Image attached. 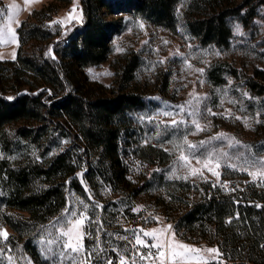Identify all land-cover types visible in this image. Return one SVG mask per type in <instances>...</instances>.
I'll list each match as a JSON object with an SVG mask.
<instances>
[{
    "label": "trees",
    "instance_id": "1",
    "mask_svg": "<svg viewBox=\"0 0 264 264\" xmlns=\"http://www.w3.org/2000/svg\"><path fill=\"white\" fill-rule=\"evenodd\" d=\"M180 1L81 0L83 22L63 33L51 21L58 5L72 0H52L21 24L16 59L0 61V219L13 232L6 246L14 252L22 249L38 260L36 242L74 196L82 208L88 206L86 234H103L121 229V220L140 219L130 200L131 157L158 168L171 160L163 149L141 146L147 133L140 113L154 102L134 86L142 58L126 56L104 94L89 89L86 70L108 60L119 26L115 16L131 15L174 33ZM207 2V14L193 13L186 22L202 47H227L232 21L247 28L264 8V0H244L233 8ZM206 77L214 86H229L249 107L264 108V70L247 76L229 62L216 61ZM167 82L164 77L158 97L165 96ZM253 146L257 153L264 138ZM222 184L203 185L196 201L184 203L174 218L168 216V221L177 219L173 231L187 243L216 246L218 264H264V181L242 177ZM111 195L121 198L104 199ZM168 197L177 199L174 192ZM88 245L86 240L89 252ZM90 264L106 263L98 257Z\"/></svg>",
    "mask_w": 264,
    "mask_h": 264
},
{
    "label": "rangeland",
    "instance_id": "2",
    "mask_svg": "<svg viewBox=\"0 0 264 264\" xmlns=\"http://www.w3.org/2000/svg\"><path fill=\"white\" fill-rule=\"evenodd\" d=\"M201 1L202 4H199ZM207 1L181 0L177 7L180 18L179 28L174 33L131 15L115 16L114 19L118 20L119 26L113 37L112 51L108 60L86 70L89 89L95 94H104L114 84L117 67L123 63L126 56L137 53L142 58L134 86L151 94L154 102L140 113V122L144 124L147 133L141 146L152 145L171 155V160L163 168L153 166L144 159L131 157L130 196L132 198L130 200L135 204L134 212L140 215V219L135 223L136 237L140 236L149 245L155 241L145 237L140 229L151 231L171 224L173 230L177 219L168 221L167 217L174 218L184 203L196 201L200 197L198 188L203 185L208 183L221 185L232 180L240 181L242 177L264 181V177L259 175L264 172V147L255 153L253 146L264 138V108L258 105L249 107L247 101L241 95L234 94L229 86H214L206 77L207 68L216 61L229 62L247 76H253L256 69L264 70V8L262 6L258 17L247 28L237 19L232 21L233 37L227 47L213 45L202 47L187 31L186 22L188 16L193 13H195L193 16L207 14L210 8V2ZM243 1L212 0L223 8L236 7ZM258 1L253 0V4ZM51 2L52 0H31V2L0 0V30L6 31L10 27L16 34L15 41L0 43V61L16 59L19 47L18 29L21 24L30 22L34 11ZM193 4L200 5L199 9L192 7ZM73 8L76 9L75 12H72ZM83 19L81 0H72L71 3L58 5L51 25L61 29L63 33H68L80 25ZM54 21L60 23H53ZM13 54H15L14 58ZM198 69L203 71H197ZM164 77L168 80L167 90L165 96L160 98L157 95ZM189 101L191 104L188 103ZM181 105L184 106L182 112L178 107ZM165 112L171 115H164ZM193 112L195 115L190 114ZM173 119L180 123L173 125L171 123ZM193 120L199 122L203 131H197ZM220 134H224V137L216 139ZM185 138L188 143H185ZM237 141L239 144H236ZM201 142H205L203 146ZM229 142L235 146L229 147ZM188 144L196 147L189 148ZM224 153L227 155H222ZM181 154L189 156L191 167L198 169L203 168V161L211 155L213 158L211 167L220 173L219 179L207 169L203 170L202 177L189 175L190 169L179 160ZM197 160L201 163H197ZM217 161L220 163L218 169L215 168ZM173 170L176 176H188V179H177L172 175ZM156 171L162 172V175L154 176ZM249 173H257L256 178L254 179ZM142 187L143 192L135 195L134 191ZM173 192L177 199L170 201L168 196ZM104 197L108 201H118L121 195ZM85 207L87 210L88 206ZM3 208L0 203V214ZM112 208L110 204L109 210ZM68 210L76 212L77 215L84 212L87 216L81 201L77 198L75 200L74 197H71ZM66 215L64 212L58 218L63 221ZM153 217L160 219L157 221ZM58 218L49 224L46 233L36 242L40 252L38 260L33 259L22 249L17 253L14 252L6 246V239L0 236V264H61V259L63 264H74L67 255L75 256V264H80L81 258L88 252L87 234L84 230L88 217L83 227L84 252L77 254L66 250L65 258L58 255L63 250L62 244L66 239L60 238V227L55 223ZM0 230L6 231L7 237L13 234L9 227L3 225L1 219ZM49 240H55L56 243L49 245L47 243ZM176 240L200 250L197 253H189L192 258L181 261L180 264H205V261L209 264L219 263L220 255L206 251L207 248H217L216 246H209L206 243H187L177 236ZM48 248H51V251H46ZM165 253L164 258L172 264L167 249Z\"/></svg>",
    "mask_w": 264,
    "mask_h": 264
},
{
    "label": "snow or ice",
    "instance_id": "3",
    "mask_svg": "<svg viewBox=\"0 0 264 264\" xmlns=\"http://www.w3.org/2000/svg\"><path fill=\"white\" fill-rule=\"evenodd\" d=\"M26 2H31V0H26ZM15 7V5H13ZM76 9L73 8L72 12H75ZM71 15V14H70ZM9 19H11V16H9ZM53 23H60V21H54ZM141 27H143L141 25ZM237 31H239V26L237 25ZM16 39V34L15 30L12 28H7V30H0V43L7 44L10 42L15 41ZM167 43V42H166ZM13 54V58H14ZM163 63V61H160ZM197 71L202 72V69H198ZM246 95V94H245ZM199 98H197L198 100ZM191 104V101L188 102ZM180 108V111L182 112L184 110V106H178ZM209 112L211 113V110L209 109ZM191 115H195V113H190ZM214 114V113H212ZM164 115H171V113L165 112ZM173 125H177L178 121L173 119L171 121ZM193 124L195 125L197 131H203V128L200 126L199 122L197 120H193ZM224 137V134H220V136L216 137V139H221ZM185 143H188L186 138H185ZM205 142H201V146H203ZM236 144H239V141L236 142ZM231 142H229V147H234ZM189 148H195V145L188 144ZM247 147V146H245ZM222 155H227V153H224ZM180 161L184 162V166L188 167L190 169L189 175L191 176H203V170L207 169L209 172L212 173V175L216 176L217 179H219L220 173L218 171H215L211 165L213 164V158L210 155L209 158L205 161H203V168H192L191 163H190V158L187 155L181 154L179 157ZM197 163H201L200 160H197ZM220 167V163L217 161L215 162V168L218 169ZM233 167H235L233 165ZM172 175L175 176L177 179H188V176H183L179 177L176 176L175 170H173ZM249 175H252L253 178L255 179L257 176V173H249ZM260 176L264 177V172L259 173ZM216 185L214 184L213 187ZM222 187H227L226 184H222ZM66 216L63 221H61L59 218L55 222L56 225H59L60 227V238L64 239V242L62 244V251L58 254L59 257L65 258L66 257V250H70L71 253H77L80 254L84 252V245L82 243L83 237L85 235L83 231L84 223L85 220L87 219V216L85 215L84 212L80 213L77 215L76 212L72 211L69 212L68 209L65 210ZM85 212H86V207H85ZM153 219L159 221L160 218L158 217H153ZM231 221H229L230 223ZM55 226V225H54ZM140 231L143 233L145 237H150L155 243L152 244H147L144 240L140 238V236L136 237V242L137 244H140L144 247H149V248H156L159 250L158 256L159 258H164L166 253L165 249H167L170 253V258L172 260V264H180L181 261L190 259L192 257L189 256V253H197L200 250L191 248L189 245L181 243L176 240V233L172 230V225L168 224L166 227L159 228V229H152L151 231H144L143 229H140ZM0 236H2L4 239H7V232L0 230ZM49 245L56 243L55 240H49L47 241ZM46 251H51V248H48ZM206 251L208 253H216L217 256L220 255L219 250L217 248H207ZM67 258L71 259L74 264L76 262V257L67 255ZM92 258V252H87L86 256L81 258L80 264H90ZM141 259H150L152 257V253L149 252L147 256L141 255ZM61 264H63V260L61 259ZM106 264H112L111 260L106 261ZM120 264H126V261L124 260L123 257L120 259ZM205 264H209L208 261H205Z\"/></svg>",
    "mask_w": 264,
    "mask_h": 264
},
{
    "label": "built area",
    "instance_id": "4",
    "mask_svg": "<svg viewBox=\"0 0 264 264\" xmlns=\"http://www.w3.org/2000/svg\"><path fill=\"white\" fill-rule=\"evenodd\" d=\"M74 198L76 200L77 196ZM120 224L121 229H109L97 235L87 234L89 252H92L91 259L100 257L105 263L111 260L112 264H120L123 257L126 264H169L165 258H159L158 249L137 244L134 221L121 220ZM149 252L153 258H140L141 255L147 256Z\"/></svg>",
    "mask_w": 264,
    "mask_h": 264
}]
</instances>
